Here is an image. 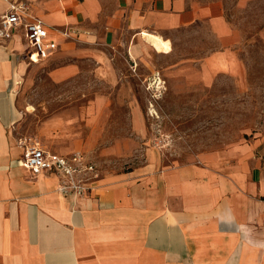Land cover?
Returning <instances> with one entry per match:
<instances>
[{"label": "crops", "instance_id": "obj_1", "mask_svg": "<svg viewBox=\"0 0 264 264\" xmlns=\"http://www.w3.org/2000/svg\"><path fill=\"white\" fill-rule=\"evenodd\" d=\"M9 3L27 7L26 21L40 19L55 49L31 63L20 32L0 40V264H264V129L164 166L146 146L141 108L126 93L130 131L118 136L104 92L83 90L82 103L75 89L31 122L24 119L31 105L17 97L21 80H29L25 66L36 64L54 84L88 73L114 87L120 48L127 63L146 60L152 46L144 32L168 42L164 49L180 31L213 39L216 47L195 58L180 59L172 47L158 51L171 77L184 73L188 86L239 77L237 35L221 0H0V16ZM30 145L62 157L81 153L98 167L94 189L62 194L60 176L24 168Z\"/></svg>", "mask_w": 264, "mask_h": 264}, {"label": "rangeland", "instance_id": "obj_2", "mask_svg": "<svg viewBox=\"0 0 264 264\" xmlns=\"http://www.w3.org/2000/svg\"><path fill=\"white\" fill-rule=\"evenodd\" d=\"M221 2L225 17L237 35L235 50L242 63L239 77L220 75L209 85L202 86L192 80L190 84H193L188 86L184 73L171 77L166 69L170 62L160 58L161 54L152 48L144 54L146 60L138 65L127 63L128 55L123 48L116 52L115 67L120 80L114 87L88 73L64 84H54L48 79L45 66L28 65L23 78L29 80H21L17 94L31 105L28 108L31 115L24 119L41 120L46 115L43 106L47 105L48 112H53L62 105L59 100L66 96L80 98L83 103L86 100L81 96L83 90L99 91L107 94L113 103L112 134L126 135L130 131L129 109L124 104V101L128 103L126 93L141 108L148 137L146 146L161 155L164 166L190 163L203 152L252 139L264 129V0ZM174 35V46L171 43L160 53H169L172 47L180 59L195 58L216 47L213 39L209 40L203 33L185 30ZM157 74L162 81L160 89L152 87ZM75 89L77 92L72 96ZM91 97L87 95L88 99Z\"/></svg>", "mask_w": 264, "mask_h": 264}, {"label": "built area", "instance_id": "obj_3", "mask_svg": "<svg viewBox=\"0 0 264 264\" xmlns=\"http://www.w3.org/2000/svg\"><path fill=\"white\" fill-rule=\"evenodd\" d=\"M26 16L27 7L24 4L9 3L8 9L0 16V40L10 41L20 32L23 41L22 54L29 62L37 63L51 55L55 46L47 40L44 23L37 18L26 21ZM161 83L157 74L153 78L152 87L160 89ZM21 165L35 173L60 176L58 191L76 197H83L91 192L100 176L98 167L86 160L81 153L62 157L48 153L37 145L24 148Z\"/></svg>", "mask_w": 264, "mask_h": 264}, {"label": "bare ground", "instance_id": "obj_4", "mask_svg": "<svg viewBox=\"0 0 264 264\" xmlns=\"http://www.w3.org/2000/svg\"><path fill=\"white\" fill-rule=\"evenodd\" d=\"M143 38L154 48L156 51H161L164 49L166 42L156 34L144 32ZM160 83V82H159Z\"/></svg>", "mask_w": 264, "mask_h": 264}]
</instances>
